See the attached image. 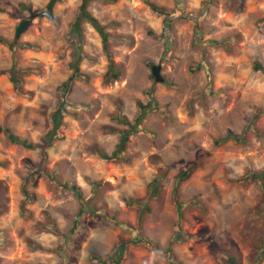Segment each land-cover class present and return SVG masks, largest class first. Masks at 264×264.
Returning a JSON list of instances; mask_svg holds the SVG:
<instances>
[{"label": "rangeland", "instance_id": "1", "mask_svg": "<svg viewBox=\"0 0 264 264\" xmlns=\"http://www.w3.org/2000/svg\"><path fill=\"white\" fill-rule=\"evenodd\" d=\"M146 1L171 15L167 41L149 35H159L164 15ZM20 2L42 15L25 17ZM49 2L0 0V37L32 44L11 51L0 43V125L39 142L66 100L44 160L39 148L0 133V264H99L92 254L114 264L119 244L120 264H227L228 255L236 264H264V186L241 180L264 169V0L90 1L120 75L103 82L109 59L101 36L82 21L80 76L64 96L81 0H54L51 16ZM24 19L30 23L16 38ZM12 64L24 70L20 90L10 82ZM149 103L123 158H102L133 125L139 104ZM229 133L242 141L218 142ZM163 173L157 196H149V181ZM63 182L74 183L80 198ZM129 199L146 204L141 218ZM172 236L169 253L155 248Z\"/></svg>", "mask_w": 264, "mask_h": 264}, {"label": "trees", "instance_id": "2", "mask_svg": "<svg viewBox=\"0 0 264 264\" xmlns=\"http://www.w3.org/2000/svg\"><path fill=\"white\" fill-rule=\"evenodd\" d=\"M90 1H93V0H81V3L78 7L77 14H76V16L72 22L71 28H70L71 34L76 37L75 41L72 43L73 47H74V52H73L74 60L71 63L73 71H72L71 75L69 76V78L65 82H63V84L60 86L62 96H64L65 93L67 91H69L71 80H73L74 78H78L80 76V73L78 70V64H79V61L83 58V54H82V41H83L82 32L83 31H82V27H81L82 21H86L87 23H89L94 28V30L101 36L102 48L106 52L107 57L109 59L107 70L105 71V73L103 75V82L108 83L110 81H115L119 78V75H120V70H118V68L116 67L114 62L111 60L110 52L107 49V38L109 35L104 30V26L87 9V5ZM99 1L104 2V3H111L114 0H99ZM146 2L151 7V9H153L156 13H158L159 15H164L163 20H162V31L159 33V35H154V33L152 31H149V35H152L155 37H164V38H166L165 40L167 41V38L170 35V31H171V21H172L171 15L169 14V12H167V11L159 8L158 6H156L153 2H149V1H146ZM19 6L21 7V9H23L27 12L25 17H27L29 19H31L35 16H41L42 15V13L39 10L33 11V10H31V7L25 3L20 2ZM12 16H14V14ZM0 43L6 44L7 47L11 51H14L15 45L32 47V44H30V43H23V44L17 43L16 40L7 41V40L3 39L2 37H0ZM195 43H196V41H195ZM213 43H216V42L213 41ZM256 67L260 68V65L257 64ZM7 71L10 74L9 78H10V82L12 83L13 87L17 90H20L21 87H20L19 75L23 74L24 70L16 67L14 64H12V66ZM263 71H264V68H263ZM4 72L5 71L0 69V74H3ZM152 104L154 107L157 106V105H155L154 101ZM65 105H66L65 97H62L58 106L52 112V127H51V129L41 137L39 142H30V141H27L26 139H20V137L15 135L13 132H11V130L9 128L3 127L1 125H0V133H3L8 138V140L11 141L12 143L21 144L24 147L29 148V149L39 148L40 152L42 153V160H44L46 158V150L45 149L47 147H49L52 144V142L57 138V133L59 131V128L63 125L62 112L65 110ZM139 107L141 109V112L136 117L133 125H130V127H128L127 130H121L120 131L121 141L119 142L117 147L110 154L102 153V152L98 153L102 158L109 159V160H111V159L120 160L121 158H123L120 155V152L123 151L125 148V142L127 141V138L129 136V132L134 131L135 128L140 124L141 120L143 119V117L145 115L146 110H148L150 108V103L147 105L139 104ZM119 120L124 122L125 124L128 123L127 120H122L121 118ZM242 136L243 135H239L236 133H229L226 136L218 139V142L220 140L225 141L228 139H232L234 141H242ZM4 165H5L4 162H0V166H4ZM194 168H195V164L193 162L189 163L187 165V167L184 168L179 173L178 181L180 182V181H183L186 178H188V176L190 175V173L192 172V170ZM39 169H40V166H39ZM164 175H165V173L160 174L159 176H157V177L153 178L151 181H149V183H148V187L150 189L149 196H151V197L157 196L159 183H160L161 178ZM263 178H264V169L261 171H249L242 177L241 180L242 181L257 180L260 182L261 186H264ZM91 184L96 186V187L99 186L98 183H91ZM62 187L65 189H69L78 198H80L81 192L79 191L78 187L75 186L74 183L63 182ZM174 193H175V189H174ZM127 203L128 204H136L138 206L139 217L141 218V215H142L141 213H143V211L147 207L146 204L144 202L137 200V199H129L127 201ZM51 230L56 231V229L54 227H52V229H50V231ZM74 230H75V227L73 229H71V232H74ZM69 238H70V236H69ZM139 240H143V242H145V243L149 242L145 238H142V239L135 238V239H133V242H136ZM175 240H177V239L174 236H172V239L169 241L168 246H166V248H164V249L159 247V245H157V244H155L154 246L159 251H165V252L169 253L170 252V244L172 243V241H175ZM123 250H124V244H119L118 247L116 248L115 253H114L115 255L113 254L114 257L113 258L111 257V259H110L111 262H113L114 264H120V262L122 260ZM228 256H229V258H228L227 264H236L234 257L231 255H228ZM91 259L96 261L99 264H106V261L101 259L98 255L92 254Z\"/></svg>", "mask_w": 264, "mask_h": 264}, {"label": "water", "instance_id": "3", "mask_svg": "<svg viewBox=\"0 0 264 264\" xmlns=\"http://www.w3.org/2000/svg\"><path fill=\"white\" fill-rule=\"evenodd\" d=\"M54 2V0H50V2L47 5V9H48V15L51 16L52 12H51V6L52 3ZM30 23V20L28 19H24L22 21L19 22V24L17 25L16 29H15V37L18 38L20 33L25 29V27ZM152 71V75L153 77L157 80V81H163L164 78L160 75V66L159 65H153L151 68Z\"/></svg>", "mask_w": 264, "mask_h": 264}]
</instances>
